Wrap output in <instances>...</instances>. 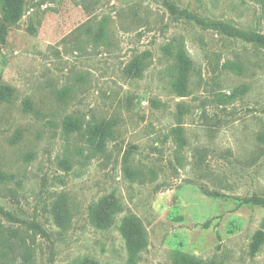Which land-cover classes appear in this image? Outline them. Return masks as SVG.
Masks as SVG:
<instances>
[{
  "label": "rangeland",
  "instance_id": "obj_1",
  "mask_svg": "<svg viewBox=\"0 0 264 264\" xmlns=\"http://www.w3.org/2000/svg\"><path fill=\"white\" fill-rule=\"evenodd\" d=\"M168 3L24 0L10 22L0 0V86L13 89L0 101V169L13 175L0 264H264V204L247 202L264 199V48L217 26L264 35V0ZM179 44L194 62L183 85ZM143 52V75L127 76ZM109 121L100 150L91 138ZM108 194L122 209L99 229L89 205ZM128 218L144 236L135 256Z\"/></svg>",
  "mask_w": 264,
  "mask_h": 264
},
{
  "label": "trees",
  "instance_id": "obj_2",
  "mask_svg": "<svg viewBox=\"0 0 264 264\" xmlns=\"http://www.w3.org/2000/svg\"><path fill=\"white\" fill-rule=\"evenodd\" d=\"M167 3L169 0H165ZM170 4V3H168ZM6 16L8 21L16 22L20 19L23 14L24 0H5ZM219 28L227 31L232 36H237L247 40V42H252L257 46L264 48V35L258 33H248V31L240 30L237 27L231 26L224 22L217 23ZM148 57L147 52H143L140 55L133 57L130 63L124 68V72L129 77H141L143 71L146 67V59ZM176 61L178 63V69L182 77V83L190 76L193 68L194 62L192 58L188 55V52L183 44H179L176 53ZM234 68L238 69L236 65ZM13 89L10 85L0 86V101H9L11 99ZM29 106L31 103L29 100L26 101ZM79 120H74L69 118L66 121L65 127L67 131H72L74 129H79ZM113 135V129L111 122L106 124L100 123L95 127L94 134L92 135L91 142L95 144L100 150H104L106 138ZM13 178V175L2 171L0 169V185L7 183ZM247 202H255L258 204H264V199L260 197H252L247 199ZM61 206H58L56 210V220L60 225H65L68 217L64 215ZM122 206L118 199L111 195L102 196L97 202L91 203L88 209V218L93 226L99 229L109 228L114 222V215L121 211ZM0 210L5 215H10L7 210L0 206ZM121 230L127 239L130 254L135 256L140 247L143 245L144 236L141 233L140 225L134 221L132 218L125 219ZM259 240V239H258ZM259 241H255L254 248H257ZM87 260V259H86ZM85 260V261H86ZM84 261V262H85ZM176 264H215V261L206 262L196 256L187 255L185 253H179L176 257ZM98 264V263H97Z\"/></svg>",
  "mask_w": 264,
  "mask_h": 264
}]
</instances>
